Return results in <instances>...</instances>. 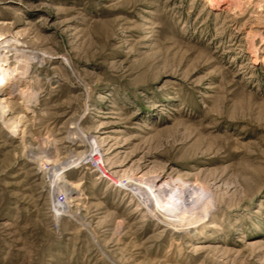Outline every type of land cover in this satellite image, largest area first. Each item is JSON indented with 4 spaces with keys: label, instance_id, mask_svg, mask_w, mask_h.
I'll use <instances>...</instances> for the list:
<instances>
[{
    "label": "rangeland",
    "instance_id": "obj_1",
    "mask_svg": "<svg viewBox=\"0 0 264 264\" xmlns=\"http://www.w3.org/2000/svg\"><path fill=\"white\" fill-rule=\"evenodd\" d=\"M0 19L50 56L8 99L24 141L0 120V264H264V0H0ZM73 121L111 177L69 164L90 148ZM40 138L77 185L68 211ZM135 173L172 182L191 233L146 214Z\"/></svg>",
    "mask_w": 264,
    "mask_h": 264
},
{
    "label": "bare ground",
    "instance_id": "obj_2",
    "mask_svg": "<svg viewBox=\"0 0 264 264\" xmlns=\"http://www.w3.org/2000/svg\"><path fill=\"white\" fill-rule=\"evenodd\" d=\"M210 1L218 4L221 0ZM7 24L10 23L8 21L0 19V120L7 127V129H9L11 134L19 136L20 139L24 141V115L17 114V116H15L14 118L11 116L9 118H5L4 116L7 113L6 111L8 110V99L13 94H15L16 87L19 94L22 96L21 98L25 101L27 100L28 96L27 94H25L27 87L23 89L17 86L19 78L24 76L23 74L27 72L29 64H31L34 60L38 62V65H41L42 63H46L50 56L45 55V53L43 52L36 51L26 44H23L24 42L21 41L19 37H23L25 31L15 29L14 31L2 30L1 27ZM13 46L14 48H10ZM11 49L15 51L13 54L12 62L10 61L11 55L9 54V52L11 53ZM63 59L66 58L64 57ZM69 128H71V133L73 135H76V137H78L80 140V143L77 144L78 147H87V145L90 147L89 150L83 149L81 152L76 154L74 160L70 161L69 164L71 162H84L85 160L93 159V161L95 162V164L93 165L95 169L93 171L103 173V177L108 178L109 175L111 177V173L114 172V169L112 170L113 166L107 169L105 168L106 170L104 169L103 163L105 161L103 162V158H101V156L97 152L98 147L93 136L85 135L84 133H82L77 127L75 121L71 122ZM19 132H22V134L20 133L19 135ZM71 137L72 136H69V138ZM53 141L55 140L48 138L33 140L32 143L35 145L33 146L31 143V154L29 156L32 158H40V160L42 161L41 164H47L46 166H42L40 164V169H44V171L48 174L51 171H54L56 173V177L54 175L55 178L52 183L53 186L58 189V191H61L64 199L60 203L63 204L62 208H67L68 211V208L74 205L72 204V202L70 203V201H72L74 195L78 193V189L76 184L68 180L66 176L62 174V172L68 165L64 164L63 162H60L56 165L54 164L52 156L55 152L56 147L52 144L54 143ZM23 147H25V145ZM50 179L51 178H49V180ZM125 180L126 181L123 185L126 188H130L131 192L141 199V203H143L144 209L147 211V215H150L158 220V222L162 223L164 227L169 226V228L173 230L174 233H191V229L196 226L197 221L192 220L188 223L184 222V209L181 202L179 201L177 191H175V188H173L172 186V182L166 179H161L155 174L147 176L142 173H135L134 175H132V177H125ZM112 183L117 186H122L120 179H114ZM74 209V213H77L79 211V208L77 206Z\"/></svg>",
    "mask_w": 264,
    "mask_h": 264
},
{
    "label": "built area",
    "instance_id": "obj_3",
    "mask_svg": "<svg viewBox=\"0 0 264 264\" xmlns=\"http://www.w3.org/2000/svg\"><path fill=\"white\" fill-rule=\"evenodd\" d=\"M62 198H63V195H62ZM62 198H61V199H62Z\"/></svg>",
    "mask_w": 264,
    "mask_h": 264
}]
</instances>
